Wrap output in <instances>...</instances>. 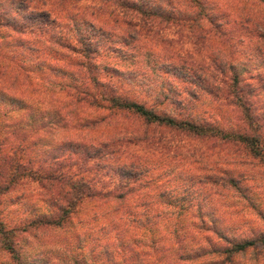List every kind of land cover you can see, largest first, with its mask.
Wrapping results in <instances>:
<instances>
[{
	"label": "trees",
	"instance_id": "obj_1",
	"mask_svg": "<svg viewBox=\"0 0 264 264\" xmlns=\"http://www.w3.org/2000/svg\"><path fill=\"white\" fill-rule=\"evenodd\" d=\"M49 1V8L39 12L41 20L32 26L17 24L7 15L0 16V197L17 178L24 177L38 182L43 192L49 194L45 204L54 206L47 214L31 215L12 226L0 219V255L9 264H30L32 259L26 252L29 240L38 242L40 236L55 230L67 235L76 227L79 229L82 220L71 221L76 214L75 206L83 198L93 201L96 205L93 207L100 210L95 221L108 222L99 227L101 235L96 241L107 244L115 253L111 259L114 264L116 259L120 264H186L216 255H225L229 260L257 248L258 244L264 248V236L237 240L230 227L216 223L202 206L197 207V212L180 208L176 214L188 221L178 222L179 217L172 221L176 215L172 209L176 206L164 204L170 194L155 193L157 185L152 178L144 184L137 183L152 170L148 160L127 151L129 146L139 143H146L151 150L171 146L165 130L181 138L217 141L228 148L224 163L207 165L204 178L191 177L189 182L198 194H202L199 187L206 182L223 191L241 192L246 174L234 173V167L241 165L239 151L264 166V108H257L239 86L248 67L225 62L221 68L222 74L225 69L231 73L227 99L241 116L236 114L226 127L191 113L178 117L158 113L153 107L118 92L93 72L99 66L104 72L119 71L102 59L95 62L98 41L93 37L97 30L105 34L108 22L97 17L100 25L96 28L90 19L104 7L93 8L91 13L77 8L73 13L59 9L65 0L44 2ZM114 4L122 16L138 19L142 29L154 31L155 35L163 31V24L164 28L170 24L172 30L187 27L198 39H203L219 31L226 25L224 18H228L225 11L206 0H183L181 4L166 0L165 6H147L137 0H114ZM260 4L264 5V0ZM235 16L230 23L247 24L252 20L249 14ZM131 19L123 25L126 27L123 35L138 43L137 36L129 31ZM261 21L264 27V20ZM258 35L264 38L263 34ZM213 66L216 71L219 69L218 62L213 61ZM216 78L211 76L213 81ZM219 82L224 84V79ZM213 90L210 88L209 92ZM49 94L50 98L45 97ZM115 115L135 118L142 127L115 129L118 123L112 122ZM50 136L55 153L41 157V142ZM91 160L93 163L88 167L92 169L83 170L82 166ZM112 165L118 184L111 190L97 186L95 182L99 183L103 172L107 173ZM87 171L93 172L91 179L85 176ZM149 185L148 191H142ZM107 202L113 206L102 209ZM85 259L75 255L72 258L68 253L66 257L54 256L33 264H88ZM89 264L98 263L94 258Z\"/></svg>",
	"mask_w": 264,
	"mask_h": 264
},
{
	"label": "rangeland",
	"instance_id": "obj_2",
	"mask_svg": "<svg viewBox=\"0 0 264 264\" xmlns=\"http://www.w3.org/2000/svg\"><path fill=\"white\" fill-rule=\"evenodd\" d=\"M44 1L0 0V16L7 15L17 24L32 26L41 20L39 12L49 8L51 1L48 3ZM170 1L172 4L183 3V0ZM206 1L208 4L215 5V8L225 11L228 18H224L226 25H223L219 31L212 32L203 39H198V36L187 27L183 29L176 27L172 30L174 27L170 24L165 28L164 24L161 25L163 31L158 35H155L154 31L148 33L147 28H141L143 24L141 25L138 19H131L130 15L122 16L114 0H65L59 9L75 13L78 8L91 13L93 8L97 9L101 5L104 7V9L100 8L95 18L90 19L96 28L100 25L96 21L97 17L108 22V30L105 34L101 35L97 30L93 37L95 41H98V51L94 54L95 62H100L102 59L110 66L117 67L119 71L118 74L110 69L104 72L99 66L100 68L93 72L98 74L100 79L108 81L118 92L144 103L147 107H153L158 113L173 117L191 113L194 116L209 119V122L218 121L222 127H226L228 122L235 119L236 114L241 116L239 109L232 105L230 98L227 99L231 73L227 69L223 74L221 73L225 62L236 67L242 65L248 67L239 86L245 89L244 93L249 100L257 104V108H264V38L258 37V33L264 35L261 21L264 20V5L260 4L261 0ZM137 2L147 6L157 4L165 6L166 0H137ZM85 7L88 8L85 9ZM236 14H249L252 20L247 24L230 23L236 19ZM115 19L117 22H114ZM130 19L132 27L129 31L137 36L138 43L132 42L123 35L122 30L126 29L123 25ZM2 32L7 31L3 28ZM213 61L218 62L217 71ZM198 65L201 68L194 67ZM211 76L218 77L216 81L214 80L216 83ZM222 78L224 84L218 83V80L222 81ZM210 88L214 90L209 92ZM54 96L59 97L55 93ZM62 96L60 97L63 98ZM45 97L51 96L49 94ZM44 98L42 97L43 104ZM113 121H118L117 125H114L115 129L142 127L140 121H135V118L127 115H115ZM158 131L164 130L158 129ZM163 133L169 138L171 146L156 150L149 149L146 143L129 146L127 150L129 155L132 153L140 159L148 160L152 170L149 176L141 177L137 183L144 184L148 178H152L151 181L157 185L155 193L165 191L170 194L165 203H162L176 206L172 209L175 214L180 208H190L192 212L194 210L197 212V207L202 206L205 214L211 215L216 223H224L230 227L237 240L264 236V166L240 150L237 156L241 165L234 167V171L236 170L234 173L246 174V181L241 183L242 191H223L206 182L200 185L199 190H202V194H198L197 188L189 182L191 177L195 178L194 180L204 178L207 165L214 167L217 164H223L228 148L217 141L213 143L197 138H181L169 134L166 130ZM51 144H54L52 136L48 137L44 143L41 142L42 147H39L41 157L47 158L49 154L55 153L52 152ZM35 154L34 152L33 155ZM92 161L88 162L87 166H82L83 170L92 169L88 167L93 163ZM113 166L107 173L103 172L104 175L99 179V183L95 182L97 186H104L106 190H111L118 184V176ZM92 175V171H87L85 176L91 179ZM150 187L149 185L148 189L142 191H148ZM47 196L49 194L43 192L38 182L19 177L14 181L12 188L0 197V219L8 223L7 226L9 222L12 226L22 220L26 221V217L31 215L47 214L54 210V206L45 204ZM93 206H96L94 202L87 198H83L75 206L76 214L73 215L71 222L75 223L77 219L82 220L79 229L75 224L73 228L76 227V229L67 235L61 234V230H55L49 235L40 236L38 242L29 240L26 252L32 259L30 264L39 262L40 259L46 261L59 255L66 257L68 253H71L72 258L75 255L80 259H88V264L94 258L98 264H114L111 259L115 258V253L111 252L107 244L96 241L101 235L98 232L99 227L106 220L95 221L98 220L101 212ZM102 206H106L102 207L105 209L113 204L107 202ZM177 217L179 216L176 214L172 221ZM183 221L188 220L183 217L178 218V222ZM256 247L229 260L225 255L205 256L198 261L186 264H215V262L264 264L263 245L258 244ZM72 260L69 263H72ZM0 264H9L2 255H0ZM115 264H120L118 259Z\"/></svg>",
	"mask_w": 264,
	"mask_h": 264
}]
</instances>
